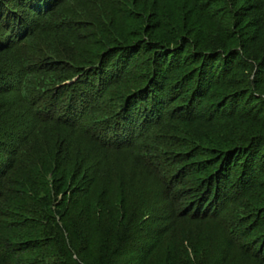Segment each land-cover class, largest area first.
<instances>
[{
  "label": "trees",
  "instance_id": "trees-1",
  "mask_svg": "<svg viewBox=\"0 0 264 264\" xmlns=\"http://www.w3.org/2000/svg\"><path fill=\"white\" fill-rule=\"evenodd\" d=\"M173 1L0 0V264H264V0Z\"/></svg>",
  "mask_w": 264,
  "mask_h": 264
},
{
  "label": "rangeland",
  "instance_id": "rangeland-1",
  "mask_svg": "<svg viewBox=\"0 0 264 264\" xmlns=\"http://www.w3.org/2000/svg\"><path fill=\"white\" fill-rule=\"evenodd\" d=\"M174 1H177V2H174ZM173 2L175 3V5H174V9L175 10H177V13H179V15H181L183 18H185L186 20H187V17H189L188 19H189V21H191V20H193L192 19V17H191V15L192 14H194V11L191 9V7H189V5L187 4V0H174ZM188 6H187V5ZM184 9V10H183ZM188 28H190L189 27V25L187 26ZM197 28H195L194 30H192V29H190L191 30V33H192V41L194 42V41H196V40H194V38L195 39H197V41H199L200 40V36H201V34H198V32H197V30H196ZM240 32H242V34H244L245 36H243L244 38H246V39H250L249 38V36H248V34L250 35V32H254V29H248V28H244V29H241V31ZM247 36V37H246ZM202 42H203V40H202ZM262 49L263 48H260L259 49V51H262ZM256 55H258V54H256ZM251 56H254V55H251ZM211 61V60H210ZM206 63V62H205ZM209 65H211L210 64V62H209ZM209 65H208V63H206L205 64V68H209ZM214 68V67H213ZM209 71V70H208ZM252 73V72H251ZM134 74H138V69H136L135 70V72H134ZM240 75H243L242 77H244V74H242L241 72L239 73ZM250 74V73H249ZM216 75L217 74H214V72L212 73H209L207 76H204V77H206L207 79H211L212 77L213 78H215L216 77ZM250 76H252V75H250ZM248 77V76H247ZM255 82V81H254ZM259 85H261V84H259ZM195 181V180H194ZM165 211V209L164 210H162V211H160L162 214H163V212Z\"/></svg>",
  "mask_w": 264,
  "mask_h": 264
}]
</instances>
